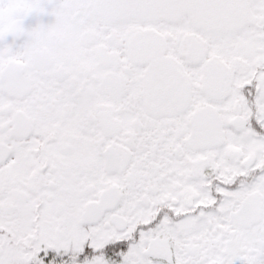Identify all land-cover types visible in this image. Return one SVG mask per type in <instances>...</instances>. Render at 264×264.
<instances>
[{
  "label": "snow or ice",
  "instance_id": "6c2138e0",
  "mask_svg": "<svg viewBox=\"0 0 264 264\" xmlns=\"http://www.w3.org/2000/svg\"><path fill=\"white\" fill-rule=\"evenodd\" d=\"M0 264H264V0H0Z\"/></svg>",
  "mask_w": 264,
  "mask_h": 264
}]
</instances>
